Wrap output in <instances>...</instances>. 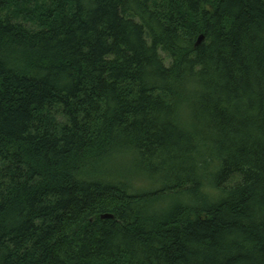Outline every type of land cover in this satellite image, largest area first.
<instances>
[{
    "label": "trees",
    "instance_id": "1",
    "mask_svg": "<svg viewBox=\"0 0 264 264\" xmlns=\"http://www.w3.org/2000/svg\"><path fill=\"white\" fill-rule=\"evenodd\" d=\"M0 264H264V0H0Z\"/></svg>",
    "mask_w": 264,
    "mask_h": 264
},
{
    "label": "water",
    "instance_id": "2",
    "mask_svg": "<svg viewBox=\"0 0 264 264\" xmlns=\"http://www.w3.org/2000/svg\"><path fill=\"white\" fill-rule=\"evenodd\" d=\"M202 40H203V37L200 36V37L198 38L196 44L199 45V44L201 43ZM101 218H102V219H112V216H111V215H103Z\"/></svg>",
    "mask_w": 264,
    "mask_h": 264
}]
</instances>
